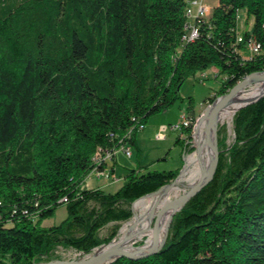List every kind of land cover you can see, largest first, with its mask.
I'll use <instances>...</instances> for the list:
<instances>
[{
	"label": "trees",
	"instance_id": "obj_1",
	"mask_svg": "<svg viewBox=\"0 0 264 264\" xmlns=\"http://www.w3.org/2000/svg\"><path fill=\"white\" fill-rule=\"evenodd\" d=\"M187 8L188 0H0V264L109 245L133 204L180 170L138 166L108 194L84 187L92 171L115 172L124 145L139 153V128L184 100L182 86L198 73L214 68L222 78L211 104L264 73V0H219L192 41H183ZM243 15L252 26L241 32ZM234 126L235 144L219 141L214 180L175 215L163 249L112 264H264V97ZM61 206L67 218L43 227Z\"/></svg>",
	"mask_w": 264,
	"mask_h": 264
},
{
	"label": "rangeland",
	"instance_id": "obj_2",
	"mask_svg": "<svg viewBox=\"0 0 264 264\" xmlns=\"http://www.w3.org/2000/svg\"><path fill=\"white\" fill-rule=\"evenodd\" d=\"M219 0H204L205 6L210 10L212 13L213 8L217 7ZM246 17L243 15V18L240 22V31L250 30L252 26V22L246 25ZM216 70L211 68L203 73H198L196 76L191 77L188 79L181 88L180 95L184 100L178 101L172 108L166 110L160 114H157L151 117L146 125V127L139 131L137 134V144L140 152H137V149L130 146L128 149L132 152V157L128 158L125 154L124 150L119 149L115 159V172H110V177L103 175L98 176L96 174H90L89 177L85 180L84 187L91 190V189H99L104 191V193H114L117 189L122 185L125 181L124 176L128 173L129 170L135 169L138 166H146L152 164L153 170L157 171H173V170H180V174L184 172L187 166V160L192 157L198 150V139H196L197 129L199 127L201 119L205 116L207 108L220 98L218 97L216 101L211 104L209 102V98H216L217 92L222 86V78L216 79ZM254 85V84H253ZM246 89L250 90L251 86L247 87ZM264 97V96H262ZM261 97V98H262ZM260 98V99H261ZM190 99H192V104L190 107ZM257 99V98H256ZM259 99V100H260ZM255 100V99H254ZM259 100L251 103L254 104ZM249 104V105H251ZM244 104L241 106L234 114H232V118L224 122H220L218 126V143L224 137L226 140V144L228 147H232L236 142V134H235V126H234V118L238 111L241 109L249 106ZM190 108V109H189ZM185 115L192 117L191 125L188 128H184L182 131L179 132H172L173 126H177L182 123ZM187 117V116H186ZM194 117V118H193ZM224 131H226V136H224ZM221 132V133H220ZM179 135V136H178ZM180 140V145L176 144L177 140ZM219 152L221 154L220 148ZM169 155L165 161H161L160 158ZM220 161V158H219ZM112 163H110V167ZM219 166V165H218ZM179 176L172 181L170 184L160 188L161 189L175 183L179 179ZM215 178V177H214ZM157 191V192H158ZM155 192V193H157ZM162 193V192H161ZM154 193H150L146 196H143L141 199L145 198L148 199L149 196L153 195ZM160 194V193H159ZM180 196L185 194L184 189L179 193ZM173 201H175L176 197H172ZM136 201L131 210L133 213L132 218L128 222L121 223V228L118 231L116 238L109 244L101 246L95 249L90 255H83L77 254L73 250H64L59 248L55 255L58 259L57 261H86L89 257L95 256L98 252L102 251L104 247L110 246L116 240H118L121 236L122 229L125 227L126 224L130 223L137 215H138V206L143 201H141L135 210L134 206L138 202ZM95 203L92 202L90 207L94 206ZM142 205V204H141ZM141 205L139 211L141 213ZM175 217V216H174ZM67 218V211L65 206H61L58 208L54 216L48 220L43 222V227H51L59 225L63 220ZM158 219L155 218L154 222ZM148 228L146 231H151L153 225ZM173 222V220H172ZM115 224L111 223L102 230L101 236L106 238L109 236L113 226ZM172 226V223H171ZM170 226V229H171ZM167 228V226H166ZM165 231L162 233V240L165 236ZM170 229L168 232V238L170 234ZM149 238V237H148ZM148 238H144L143 241H135L133 243V247L135 250L140 249L145 246V241ZM167 238V241H168ZM166 241V243H167ZM166 245V244H165ZM52 260V261H56ZM51 262V261H49ZM48 263V262H46ZM45 264V263H42Z\"/></svg>",
	"mask_w": 264,
	"mask_h": 264
},
{
	"label": "bare ground",
	"instance_id": "obj_3",
	"mask_svg": "<svg viewBox=\"0 0 264 264\" xmlns=\"http://www.w3.org/2000/svg\"><path fill=\"white\" fill-rule=\"evenodd\" d=\"M187 11H189V0ZM249 86H251L250 90L245 89L237 94L226 107V109L221 113L218 120V126L220 122L226 121L225 119L228 118L227 120H229V117L232 118V114H234L241 106L258 98L264 93V81H254ZM208 119L209 112L204 118H202L197 129V131L200 130L198 150L187 160V166L175 184L160 194L151 195L147 200H145V198L138 206V215L130 223L125 225V227L122 229L120 238L112 243L109 247H104L102 251L98 252V254L109 248L133 253L147 252L154 243V236L153 229L151 231L146 230L152 226L154 219L157 217L158 228L160 231V241L162 240V233L165 231L168 221L174 212V209H167L159 214L162 208L173 201L172 197H176V200L180 199L182 196H180L179 193L183 189L185 193H187L200 181L203 175L206 174L211 167L213 154L210 146L207 143V137L205 133V126L208 122ZM210 139L213 141V137ZM140 205L141 213L139 211ZM144 238H148L145 241V246L135 250L133 243L135 241H143ZM112 260L113 258H110L107 260V262Z\"/></svg>",
	"mask_w": 264,
	"mask_h": 264
},
{
	"label": "water",
	"instance_id": "obj_4",
	"mask_svg": "<svg viewBox=\"0 0 264 264\" xmlns=\"http://www.w3.org/2000/svg\"><path fill=\"white\" fill-rule=\"evenodd\" d=\"M254 81H264V73H253V74L248 75L243 81L238 83L227 95L220 97L216 103H214L213 105L207 108L205 116L209 112V119L205 126V133L207 137V143L210 146L212 150V154H213V161H212L211 167L209 168L208 172L203 175V177L194 187H192L180 199L172 201L168 203L167 205H165L160 211L159 214H161L164 210L174 209V212L168 221L165 236L162 242L160 241V231L158 228V222L156 220L154 229H153L154 243L152 247L150 248V250H148L145 253L124 252L122 250L109 248L103 251L102 253L89 257V259H87L86 261L83 260V261L67 262V261H57L56 260V261H51L45 264H112L121 258H126L132 261H138V260H144V259L157 255L166 244V241L168 238V232H169L174 216L178 212H180L193 198H195L198 194H200L201 191L214 180V177L218 169L219 158H220L219 143H218L219 117L221 113L229 105V103L233 100V98L237 94L245 90L247 87H249V85ZM262 96H264V93L261 96H259L257 99L246 103V105H249L259 100ZM211 137H213V141L210 139ZM181 175L182 173L180 174V176ZM174 184L175 183L161 189L160 191H158L157 193H154L153 195L159 194L163 192L164 190L171 188ZM110 258H113V260L110 262H107V260Z\"/></svg>",
	"mask_w": 264,
	"mask_h": 264
},
{
	"label": "built area",
	"instance_id": "obj_5",
	"mask_svg": "<svg viewBox=\"0 0 264 264\" xmlns=\"http://www.w3.org/2000/svg\"><path fill=\"white\" fill-rule=\"evenodd\" d=\"M210 14H211V12L205 6L204 0H189V11H186V16L189 19L190 24L187 27L188 32H187L186 36H184L183 41H192L193 39H195L198 35V31L196 29L197 20L208 18ZM239 42L240 43L242 42V38H239ZM248 48L252 54H259V52H260V46H258L257 44L251 43L248 45ZM191 121H192V117L185 115L181 124H179L177 126H173L172 132H179V131H182L184 128H188L191 125ZM144 128H145L144 126H141L139 128V131L143 130ZM128 147H130V145H124V146L120 147V149L124 150V152L128 158H131L132 152L128 149ZM117 152L118 151H116L113 154L115 158H116ZM113 155L107 154L103 158L102 163H107V164L112 163V159L114 158ZM109 170L110 169L107 168V166H106L104 171L100 172L97 169H95L92 171L91 174H96L98 176L106 175V176L110 177V171Z\"/></svg>",
	"mask_w": 264,
	"mask_h": 264
},
{
	"label": "crops",
	"instance_id": "obj_6",
	"mask_svg": "<svg viewBox=\"0 0 264 264\" xmlns=\"http://www.w3.org/2000/svg\"><path fill=\"white\" fill-rule=\"evenodd\" d=\"M179 136V135H178ZM138 143V142H137ZM178 145H180V144H178ZM137 147H138V144H137ZM168 154L166 155V156H164V157H166V159L168 158ZM164 157H162V158H160V159H163ZM155 162V161H154ZM154 162H152L151 164H149V165H152ZM146 166H148V165H146ZM151 169L153 170V167H151Z\"/></svg>",
	"mask_w": 264,
	"mask_h": 264
}]
</instances>
